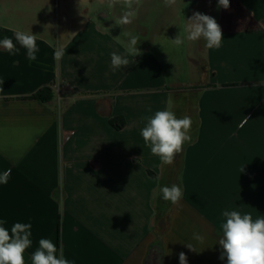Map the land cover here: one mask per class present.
<instances>
[{"label": "crops", "instance_id": "obj_1", "mask_svg": "<svg viewBox=\"0 0 264 264\" xmlns=\"http://www.w3.org/2000/svg\"><path fill=\"white\" fill-rule=\"evenodd\" d=\"M122 10L111 0L65 4L56 23L45 11L42 24L0 26V39L17 43L14 30L31 31L39 48L29 61L18 43L15 55L0 47V174L11 169L0 220L9 230L31 223L27 264L42 238L72 264H179L181 252L188 264H227L222 212L264 218V0H230L228 9L218 0H137L132 22L119 26ZM194 12L221 26L220 48L187 39ZM168 30L184 44L164 41ZM122 31L139 35L141 55L126 53ZM113 52L129 65L114 70ZM57 83L75 91L61 104L54 92L48 102L30 98ZM165 109L192 120L191 142L171 165L140 135L141 118ZM119 118L122 130L112 125ZM173 184L183 192L175 205L160 193Z\"/></svg>", "mask_w": 264, "mask_h": 264}, {"label": "clouds", "instance_id": "obj_2", "mask_svg": "<svg viewBox=\"0 0 264 264\" xmlns=\"http://www.w3.org/2000/svg\"><path fill=\"white\" fill-rule=\"evenodd\" d=\"M112 3L122 4V15L116 22L117 25H126L132 22L134 16V4L137 0H111ZM165 6H171L175 0H163ZM218 6L224 9L230 7V0H218ZM187 26L184 29L187 39L197 41L201 38L205 41L208 49L220 48L222 46L223 32L221 26L212 16L194 12L192 17L186 20ZM15 41L27 52L29 61L37 60V35L31 31L14 30ZM122 37L127 38L128 44L126 53L132 56L141 55L137 45L140 41L139 35L129 31H122ZM119 39V37H117ZM172 43L178 48L184 44V38L179 34ZM17 43L12 38L0 39V47L4 48L11 55L19 51ZM63 52H54V59L59 60ZM111 65L113 69L126 67L129 60L115 52L111 53ZM151 112V108L148 109ZM146 121L145 126L140 130V135L150 148L152 155L159 158L164 165H171L177 154L183 151L186 142H191L192 120L189 116L177 118L170 110H158L151 116L141 118ZM247 120L248 118L245 117ZM243 171V167L240 172ZM11 175V169L0 174V184H6ZM162 198L170 201L173 205L179 203L183 196L180 186L173 184L160 188ZM155 199V193L153 194ZM218 222L220 238L218 244L222 248L220 259L226 257L227 264H264V218L253 219L250 213H241L238 210H225ZM6 221L0 220V264H27L24 253L32 246L31 223H14L10 230L5 226ZM193 239L202 242L204 237L198 232H193ZM39 246L31 255V264H72L63 255V248L59 249L50 239L42 238ZM189 250L195 251L191 243H186ZM179 264H188L186 254L179 253Z\"/></svg>", "mask_w": 264, "mask_h": 264}, {"label": "rangeland", "instance_id": "obj_3", "mask_svg": "<svg viewBox=\"0 0 264 264\" xmlns=\"http://www.w3.org/2000/svg\"><path fill=\"white\" fill-rule=\"evenodd\" d=\"M44 1L46 0H0V26L1 25H12L13 23H16L15 20L18 21H29V20H36L37 22H40V24L44 21V12L53 11L54 13V22H58L60 19L59 11L60 8L63 7V5L67 4L71 7H73L75 10H79V7H95L99 8L102 0H49L48 3H52L53 10L48 6L45 10ZM154 1V0H153ZM65 3V4H64ZM69 3V4H68ZM107 10H110L109 12H112L113 7L106 6ZM186 11V10H185ZM23 14V15H19ZM22 16V17H21ZM14 25V24H13ZM20 26L17 27H27L22 23L17 24ZM2 27V26H1ZM170 30H168V38L167 41L168 44H170L171 38H169Z\"/></svg>", "mask_w": 264, "mask_h": 264}, {"label": "built area", "instance_id": "obj_4", "mask_svg": "<svg viewBox=\"0 0 264 264\" xmlns=\"http://www.w3.org/2000/svg\"><path fill=\"white\" fill-rule=\"evenodd\" d=\"M52 91L56 94L59 103L61 104L69 94H73L74 88L66 83H57L51 86ZM73 136V132H65L63 134V140L69 141Z\"/></svg>", "mask_w": 264, "mask_h": 264}, {"label": "trees", "instance_id": "obj_5", "mask_svg": "<svg viewBox=\"0 0 264 264\" xmlns=\"http://www.w3.org/2000/svg\"><path fill=\"white\" fill-rule=\"evenodd\" d=\"M30 98L34 100H39L42 102H48L53 98V91L50 87V88L40 91L39 93L35 95H32ZM112 125L115 126L114 128H117V130H122L125 127V122L120 118L114 119L112 120Z\"/></svg>", "mask_w": 264, "mask_h": 264}]
</instances>
